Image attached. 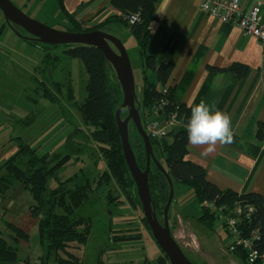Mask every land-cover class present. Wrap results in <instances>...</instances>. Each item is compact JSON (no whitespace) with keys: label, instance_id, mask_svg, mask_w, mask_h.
Returning a JSON list of instances; mask_svg holds the SVG:
<instances>
[{"label":"trees","instance_id":"obj_1","mask_svg":"<svg viewBox=\"0 0 264 264\" xmlns=\"http://www.w3.org/2000/svg\"><path fill=\"white\" fill-rule=\"evenodd\" d=\"M155 1L109 0L111 6L123 10L125 13H137L139 16V22L132 26H129L121 18L119 21H123L124 26L133 31L143 60L141 96L140 101L137 100L142 125L148 108L161 97V89L166 86L165 84L173 69L172 62L157 65L153 56L147 53L148 24L155 18ZM111 19H113L111 16L107 18V20ZM100 28L101 26L98 25L83 30L77 27L67 30L85 32ZM26 40L33 45H47L33 39L26 38ZM64 46L66 49L63 53L69 57L79 58L86 72V97L81 103L72 102V105L77 109L83 124L91 128L88 137L97 144L101 157L106 161V168L97 173L93 179L83 175H74L64 181L57 180L55 186L47 188L48 180L51 177L56 179L57 170L70 160V155L66 153L61 156L59 152L52 153V158L48 153L40 155L36 149L18 138L16 152L0 164V200L6 196L15 183H19L21 188L28 191L32 196L33 202L29 206V211L31 217L36 219L38 244L42 248V254L37 258L38 264H82L81 258L70 248H80L85 245L90 228V218L79 215L76 211L83 207L95 188L106 186L105 198L107 203L112 200L110 188H108L111 181L128 197L130 196L128 188H133L136 202L141 206L135 184L123 157L115 121L114 114L122 102V92L117 79L115 78L113 82L109 79L108 70L111 66L102 51L95 46L78 44ZM46 61L45 55V64H47ZM246 69L247 67L242 64H232L227 68L238 77H242ZM43 71L44 68L40 73ZM149 71L155 73L160 87L148 79ZM54 85V93L47 86L41 87V95L50 101L58 100L56 95L61 92V84L54 83ZM67 90L66 95L69 98L67 100L73 101L70 86H67ZM163 97L166 99L165 109L167 111L177 110L176 120L179 124L170 129L166 137L162 139L149 138V140L152 150L157 147L163 154L165 170L172 183L174 181L179 185L190 186L194 192L195 200L200 206L198 222L207 229H213L216 219L220 217L226 235L224 216L227 210L239 200H245L252 204L255 207V212L247 224L249 229L258 230L259 240L256 247L260 253L264 254V196L253 192L239 194L230 189H220L207 180L204 168L186 158V126L189 118V107L174 103L171 88H168ZM77 129L75 128V130ZM255 136L257 141L264 143L263 122L257 123ZM138 139L140 146L138 156L136 157L133 153L138 166L144 169V146L140 135ZM148 187L151 202L158 218V212L163 215V208L169 195V185L165 176L153 162L150 163ZM131 202L134 205L132 197ZM143 223L150 230L145 218H143ZM3 224L6 233L4 234L0 230V264H18L20 259L17 253V245L19 242H28L29 234L8 220H4ZM112 239L136 238L121 237L116 239L112 235ZM159 250L161 252L158 256L159 263L169 264L165 254L160 248ZM232 253L244 264H264V258L249 263L245 253L240 249H236ZM98 264H103L100 259Z\"/></svg>","mask_w":264,"mask_h":264},{"label":"rangeland","instance_id":"obj_2","mask_svg":"<svg viewBox=\"0 0 264 264\" xmlns=\"http://www.w3.org/2000/svg\"><path fill=\"white\" fill-rule=\"evenodd\" d=\"M51 2L52 7L46 5L38 14L28 8L22 11L51 28L65 30L63 29L65 22L60 17L55 18L57 10L55 3L52 0ZM109 31L123 44L130 60L134 85L138 89L142 77V63L135 36L126 27H116ZM13 34L16 36H12ZM25 37L26 32L16 25L9 24L0 10V127H7V130L14 127L20 131L22 123L19 116L30 114L37 123L27 136L35 137L37 133L40 134V129L42 132L46 130L39 136L41 139L39 141L53 151L47 153L51 155L59 152L61 156L66 153L70 155V160L57 170L56 179L51 177L48 180L47 188L55 186L57 180L64 181L74 175L93 179L106 168V161L101 157L97 144L92 143L88 137L91 128L83 124L77 109L72 105V102L81 103L86 97L87 75L83 64L79 58L65 55L63 51L66 47L62 44L36 47L27 43L23 39ZM42 55H46L47 64L42 65L44 71L41 75L37 66H34L40 64ZM34 73L43 83H37ZM108 76L112 82L116 78L112 67L108 70ZM54 83L61 84V92L56 95L58 100L50 101L41 95V87L47 86L54 93ZM67 86L71 88L73 101L67 100ZM140 96V91H137L136 97ZM7 114L10 115L9 118L6 117ZM126 116L127 111L124 109L121 118L124 119ZM69 127L72 128L71 132ZM16 135L12 137H17ZM128 136L137 157L140 149L139 135L131 121L128 124ZM62 137L64 138L61 139ZM0 139H2L1 164L10 155L12 141L7 137ZM57 141L61 142L53 146ZM77 142H80L82 147L77 149ZM41 151L38 154L41 155ZM153 153L157 163L165 169L163 154L157 147L153 148ZM50 157L52 158V155ZM108 188L112 196L110 203H107L105 198L106 186H100L90 193L83 207L76 211L79 215L90 218V228L85 245L70 249L81 258L82 264H98L99 259L103 264H160L158 256L161 252L150 230L143 223L144 215L134 197V189L128 188L130 194L128 197L113 181ZM172 188V201L167 210L168 224L185 255L194 264H230L232 258L226 247L229 238L222 228L221 218L216 219L213 229H207L198 222L200 206L195 200L192 188L174 181ZM29 198L33 200L26 191L19 201H26L28 204ZM158 218L162 223V213L158 212ZM8 219L7 214L0 217V230L4 234L6 230L3 223ZM27 233L28 242H19L17 245L20 259L18 264H38L37 258L42 254V248L38 244L36 224ZM112 235L116 239L121 237L136 239L113 240Z\"/></svg>","mask_w":264,"mask_h":264},{"label":"crops","instance_id":"obj_3","mask_svg":"<svg viewBox=\"0 0 264 264\" xmlns=\"http://www.w3.org/2000/svg\"><path fill=\"white\" fill-rule=\"evenodd\" d=\"M11 1L19 9L28 8L37 14L42 12L46 5L52 7L51 0ZM52 1L57 10L54 16L65 22V30L73 27L83 30L100 25L99 30L112 35L110 29L125 27V12L111 6L109 0ZM199 1L156 0L155 18L148 24L147 53L153 56L157 65L173 63L165 85L173 90L176 103L189 107V117L191 106L201 100L229 114L233 130L232 141L223 144L218 142L212 152L202 155L205 146L192 145L187 139L186 158L201 165L207 180L220 189H230L239 194L253 192L264 196V143L257 141L255 136L257 123H264V48L237 25L203 13L198 7ZM255 4H260V15L264 22V0H241L240 7L243 11H248ZM109 16L113 19L107 20ZM119 18L123 21H119ZM23 39L33 45L26 38ZM137 48L139 49V46ZM140 60L142 71L141 54ZM44 64L45 55H42L40 64L34 66H37L41 75ZM232 64L247 67L242 77L227 70ZM34 75L37 83H43L35 73ZM147 76L160 87L154 72L149 71ZM141 88L142 77L139 88L135 87V92H141ZM137 100L140 101V97ZM9 116L7 114L6 117ZM19 119L22 123L20 131L14 127L11 130L0 127V137H7L12 141L8 157L16 152L18 138L36 149L37 153L40 150L41 154L51 152L49 146H43L39 141V136L46 130L42 132L40 129V134L37 133L35 137L27 136L37 123L36 119L30 114H22ZM71 131L72 128L69 127V132ZM14 134H17V137H12ZM1 142L2 139L0 144ZM60 142H54L53 146ZM76 144L77 149L82 147L80 142ZM72 148L75 149L73 145ZM25 192L21 186L13 185L0 200V217L7 214L8 221L27 232L36 224V219L31 217L29 211L33 200L29 198L28 204L26 201H19ZM170 231L173 232L171 228ZM228 253L233 259H230V264H244L234 253Z\"/></svg>","mask_w":264,"mask_h":264},{"label":"water","instance_id":"obj_4","mask_svg":"<svg viewBox=\"0 0 264 264\" xmlns=\"http://www.w3.org/2000/svg\"><path fill=\"white\" fill-rule=\"evenodd\" d=\"M0 10L9 24L16 25L26 32L27 37L25 38L33 39L44 44L95 46L102 51L107 62L114 70L116 79L121 88L122 102L115 110V121L120 136L123 157L135 184L146 223L155 242L167 257L169 264H194L185 255L169 228L167 210L173 196L172 180L166 170L155 160L149 137L141 124L131 64L121 41L117 37L99 29L76 32L51 28L26 15L21 9L15 6L11 0H0ZM112 46H114L115 49ZM124 109L127 111V116L122 119L121 112ZM129 121L133 123L143 142L145 153L144 169L138 166L129 142ZM151 162L158 167L169 185V195L163 208L162 223L156 216L148 187V175Z\"/></svg>","mask_w":264,"mask_h":264},{"label":"built area","instance_id":"obj_5","mask_svg":"<svg viewBox=\"0 0 264 264\" xmlns=\"http://www.w3.org/2000/svg\"><path fill=\"white\" fill-rule=\"evenodd\" d=\"M240 6L241 0H200L198 4L203 13L237 25L244 33L253 36L264 48V22L260 15V4H255L248 11H243ZM123 19L129 26L139 22L137 13H124ZM168 88L164 86L161 89V97L148 108L145 114L142 126L150 139L166 137L169 130L179 124L176 120L177 110L165 109L166 99L163 95L167 93ZM254 212L255 207L252 204L239 200L227 210L224 216L225 230L229 238L226 244L227 250L229 252L236 249L242 250L249 263L264 258V254L260 253L256 247L259 240L258 230L249 229L247 224Z\"/></svg>","mask_w":264,"mask_h":264},{"label":"clouds","instance_id":"obj_6","mask_svg":"<svg viewBox=\"0 0 264 264\" xmlns=\"http://www.w3.org/2000/svg\"><path fill=\"white\" fill-rule=\"evenodd\" d=\"M188 142L205 146L202 155H208L217 143H230L233 139L229 114L201 100L193 104L186 126Z\"/></svg>","mask_w":264,"mask_h":264}]
</instances>
